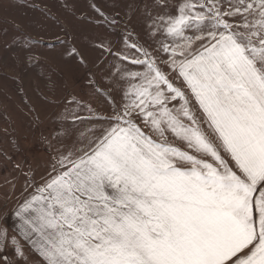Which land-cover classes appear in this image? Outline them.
Masks as SVG:
<instances>
[{
    "label": "snow or ice",
    "instance_id": "snow-or-ice-1",
    "mask_svg": "<svg viewBox=\"0 0 264 264\" xmlns=\"http://www.w3.org/2000/svg\"><path fill=\"white\" fill-rule=\"evenodd\" d=\"M88 8L125 25V47L100 41L119 62L65 98L43 174L23 172L4 217L14 234L0 225V264H29L21 239L41 264H264V0Z\"/></svg>",
    "mask_w": 264,
    "mask_h": 264
},
{
    "label": "rangeland",
    "instance_id": "rangeland-1",
    "mask_svg": "<svg viewBox=\"0 0 264 264\" xmlns=\"http://www.w3.org/2000/svg\"><path fill=\"white\" fill-rule=\"evenodd\" d=\"M69 2L75 5L76 15L64 7L63 0H0V225L9 229V235L14 234L11 226L15 221L9 218L5 224L4 217H10L28 195L22 194L26 179L23 172L40 165L38 175L43 174L48 159L43 138L57 129L56 117L66 97L88 98L86 72L97 73L93 66L82 69L79 59L68 55L69 45L61 42L66 39L63 29H67L72 45L82 54L101 50L97 45L111 32L114 44L120 39L119 49L125 47L123 23L119 27L101 26L88 8L90 0ZM102 3L111 7L114 0ZM117 6L123 15V4ZM128 29L143 40V25L137 18L128 24ZM29 56L36 59L29 62ZM20 243L29 264H41L30 246L22 239ZM8 256L14 258L11 249Z\"/></svg>",
    "mask_w": 264,
    "mask_h": 264
},
{
    "label": "crops",
    "instance_id": "crops-1",
    "mask_svg": "<svg viewBox=\"0 0 264 264\" xmlns=\"http://www.w3.org/2000/svg\"><path fill=\"white\" fill-rule=\"evenodd\" d=\"M68 22L71 23V21H68ZM77 23L79 24L80 22L77 21ZM107 34L108 33H106V35ZM102 41H104L106 46L112 47L113 50L119 49L118 43H119L120 39H119V41H118V39L115 40V44H114V34L112 32L110 34H108L107 36H105ZM117 41H118V43H117ZM82 52H83V57H84V60H85V63L87 65V67L82 65L80 62H79V64H80V67L82 69H84V70H86L89 66H91V67L93 66V67L96 68L97 73H98V68H97L98 64L103 66V65H109L110 63L119 62L118 58H115V57L111 56L109 53L104 51V49L103 50L101 49L99 51H95V53H92V52L91 53H87L86 51L85 52L82 51ZM86 57H88V58H86Z\"/></svg>",
    "mask_w": 264,
    "mask_h": 264
}]
</instances>
